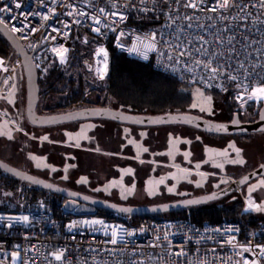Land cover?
<instances>
[{
	"label": "built area",
	"instance_id": "1",
	"mask_svg": "<svg viewBox=\"0 0 264 264\" xmlns=\"http://www.w3.org/2000/svg\"><path fill=\"white\" fill-rule=\"evenodd\" d=\"M184 3L186 0L179 3L175 0H0V8L10 9L0 12V22L20 42L24 51L31 54L39 72L47 70L41 61L45 55L65 62L80 42L79 32L85 29L90 30L97 40L94 45L97 53L106 52V45L111 42L118 52L128 58L150 64L200 90H230L236 105L242 110H246L251 103L259 108L264 101L247 100L246 95V102L237 98L244 92L238 84L256 86L259 83L256 78L244 81L243 70H240L237 81L227 79V75L209 79L199 68L193 67L192 71H188L192 61L185 59L177 63L169 60L168 55L172 52L166 45L158 44L155 50L146 46V37L153 32L158 40L164 33L165 40L176 43L178 29L184 27L193 39L194 47L200 46L197 37L203 36L208 41L205 46L208 56L193 57V60H206L216 53L214 64L215 60L223 64L231 55V63L235 67L237 54H240L239 59L247 61L245 68L249 72L261 73L264 77V69L259 67L264 64V24L253 23L264 21V9L259 7V0H237V5H248L246 12L241 14L251 13L247 20L235 19L239 13L237 6L219 12L210 11L215 6V0H204L197 9L185 8ZM17 4L20 7H16ZM101 8L105 9L104 14L99 12ZM70 12L72 15H69ZM81 12L85 15L78 14ZM112 12L126 18L121 20L119 16H112ZM132 14L137 18L149 16L153 23L144 29L134 27L129 23ZM94 16L100 18L99 24L93 20ZM169 16L179 17L171 27H168L171 24ZM185 16L195 18L189 21L184 19ZM221 16L226 19H221ZM188 24L192 27L187 28ZM13 26L22 30L13 31ZM94 28L100 31L96 32ZM226 28L230 30L225 31ZM218 33L224 39L236 36L235 53L229 51L232 45L221 46L216 42ZM241 34L247 35L248 41L257 43L241 52V45L247 43L241 39ZM180 38L183 40V34ZM220 53L223 55L220 56ZM0 55L4 62L0 67L2 96L13 88L21 58L16 54L13 57L5 53ZM236 191L242 206L235 220L201 225L174 218L142 219L129 224L96 215L72 216L63 205L55 209L48 199L23 201L14 210H0V264H245V261L264 264V255L257 247H264V239L258 240L257 229L245 218L246 214L256 211L249 209V202H257L253 196L242 194L240 188ZM25 216L27 221L21 219ZM114 229L123 237L116 244L110 242ZM61 251L63 258L56 260L54 254ZM181 251L183 255H176Z\"/></svg>",
	"mask_w": 264,
	"mask_h": 264
},
{
	"label": "rangeland",
	"instance_id": "2",
	"mask_svg": "<svg viewBox=\"0 0 264 264\" xmlns=\"http://www.w3.org/2000/svg\"><path fill=\"white\" fill-rule=\"evenodd\" d=\"M91 38V35L87 32H83L80 35V43L74 46L66 59L68 64L66 69H70L71 72L81 69L84 73H87L85 67L90 66V77L102 85V78L107 71L108 56L106 52H95L94 45L88 46V41ZM0 54H4V52L0 50ZM84 55L88 56L87 60H85L86 57ZM20 69L17 70L19 74L17 71L15 73L13 90L6 95L0 96V114L7 120L5 126L2 124V127L0 126V133H4L0 134V156L5 157V160L10 157L6 162L12 163L18 168H21L20 165L24 161L16 156L11 157V155L19 154L21 152L20 148L14 138L15 141L6 139L12 138L14 135L12 131L16 130L15 126L18 125L17 127H21V129L23 127L14 117L7 115L3 109L8 110L5 105L9 106L13 103L11 96L18 86H20L21 93L25 94V78ZM17 78H19L18 86H16ZM59 84L65 83L61 82ZM208 98V96H204L200 91H197L194 101L195 105H198L197 108L216 101L213 99L209 101ZM250 105L247 106L246 110H242L239 107L244 116L251 115L260 108L252 105V103ZM123 124L125 125H122V128L118 130L114 128L111 122L105 121V123L102 122L101 124L98 121L85 119L72 125L74 128L70 126L69 130L62 132L64 139L67 140L64 142L79 143L90 150V154L84 157V159L86 158L84 163L89 162L87 158L97 160L92 171L88 174L91 177L93 172L98 178H91L96 184L59 185L118 204L145 206L212 193L231 182H235L236 179L247 172L264 164V131L248 133L245 139L235 135L197 133L190 126L175 125L176 127L171 128V135L151 137V135H146L149 130L145 127ZM168 131L166 133H169ZM24 133L26 134L25 131ZM27 135L29 136V133ZM31 135L33 136L34 134L31 133ZM16 136H18L17 133H15ZM230 145L240 149L239 157ZM225 152L227 153L226 155H220V153ZM30 155L31 162H44L46 164L43 156L35 155L33 152ZM239 158H242L245 163L231 162ZM54 159L55 163H50L49 166L53 169H61L63 175L70 174V176H75L80 172L78 170L76 173V167L81 163L75 165L74 162L60 155H55ZM132 159H136V161ZM150 162L163 166L150 164ZM108 164L112 167L117 166L120 174L117 178L105 181L109 179L108 175H110H107V172H111L108 169ZM28 173L46 180L55 181L38 170L30 169ZM111 173L114 172L112 171ZM83 174L88 175L85 169ZM84 175L79 176L78 180L86 183L87 179ZM135 175L141 176V184H138L134 179L129 180ZM161 180H163V183H160ZM261 181H264V174L239 187L242 194L253 196L257 204H264V184H261ZM253 186H256L254 190L249 191ZM129 189L132 191L129 192ZM169 189H172V191H169ZM236 200H241V197L235 190L212 202L231 205ZM253 214L258 220L264 222V211L256 210Z\"/></svg>",
	"mask_w": 264,
	"mask_h": 264
},
{
	"label": "trees",
	"instance_id": "3",
	"mask_svg": "<svg viewBox=\"0 0 264 264\" xmlns=\"http://www.w3.org/2000/svg\"><path fill=\"white\" fill-rule=\"evenodd\" d=\"M129 23L134 27L144 29L153 22L149 16L144 15V17L137 18L132 14ZM84 31L85 29H82L79 35ZM85 32L89 33L92 37L88 41V46L91 47L97 40L90 30H86ZM0 50L11 57L15 55L13 49L1 33ZM106 53L108 56L107 71L102 78V85L108 97L107 99L124 106L129 111L144 114H162L187 110L195 104V94L197 91H200L204 96L216 100L213 102H219L225 107H228L227 109L233 110L235 106L238 107L231 91L228 89L213 91L200 90L194 85L162 73L150 64L128 58L118 52L111 42H108L106 45ZM84 56L86 57L85 60H87L88 56ZM64 69L65 65L63 64L55 61L49 63L48 74L45 78L39 80V86L47 91L55 83ZM20 70L23 74L22 68ZM18 81L17 79V86ZM39 199L50 200L55 209L60 208L65 201L60 195L21 181L0 170V210H14L19 207L21 201L28 203ZM241 206V200H236L231 205L210 202L148 216H126L98 208L93 215L104 217L108 220L123 221L129 224L136 223L142 219L174 218L184 219L193 224L201 225L204 223L233 221ZM70 215L74 216L75 214L70 213ZM245 218L257 229L258 240L264 239V222L258 220L255 214H246Z\"/></svg>",
	"mask_w": 264,
	"mask_h": 264
},
{
	"label": "flooded vegetation",
	"instance_id": "4",
	"mask_svg": "<svg viewBox=\"0 0 264 264\" xmlns=\"http://www.w3.org/2000/svg\"><path fill=\"white\" fill-rule=\"evenodd\" d=\"M67 65H68L67 62H65V69L62 71V73L60 74L58 79L55 81V83L47 91H45L43 87L39 86V80L46 77V75L48 74V70H45L44 72L38 71L39 100L36 106L37 114L53 115V114L69 112V111L76 110V109L86 108V107L112 108V109H119L122 111H129L124 106H121L118 103L110 99H107L108 97L106 95L103 85H100L95 79L90 77L89 75V72L91 70L90 66L85 67V71L87 73H84L81 69H78V71L76 72H71L70 69H66ZM17 72L19 74V71ZM17 79L19 80V78ZM61 82L65 83V85L63 84L62 86V84H59ZM14 85H15V81H14ZM11 98H12L13 103L9 106L5 105V107H7L8 110L3 109V111L7 115H11L18 122H20L23 129L25 128L23 130L21 129V127H17L18 125L15 126L16 130L12 131V133L14 134L12 138L6 139V140H13V141L16 140L17 141V144L21 152L16 155H11V157L16 156L18 158H21L24 161L22 165H20L21 168L19 169L25 170L26 172H28L30 169L41 171L55 180V181H51V180H48V181H51L56 184H96L95 182L91 180V178L94 179L98 177L94 175L93 172L90 177L88 173L92 171V168L94 167V163H97V160L95 159L90 160L89 158H87V161L89 160V162L84 163L86 159V158L84 159V157L87 154H90L89 153L90 150H88L87 147L85 146H81L79 143L75 144V143H70V142L69 143L64 142L67 140L64 139L63 137L64 135L62 134V132H64L65 130H69L70 126L76 123H80L81 120L70 121L66 123H59V124L48 125V126H34L29 122L27 115H26V101H27L26 86H25L24 95L21 93L20 86H18L17 90H15L12 93ZM22 102H23L24 107L22 106ZM212 103L214 104L212 105ZM212 103L211 104L208 103L207 105H201L199 106V108L197 107L193 109L189 108L187 110H183L180 112L190 113V114H193V115H196V116L208 119V120L217 121V122L231 121L233 114L236 111L238 113V116L241 122H251L257 118L258 112H259V109H258L257 112L254 111V113H252L251 115L249 114L248 116H244L243 112L239 109V107L235 106L234 109L232 110V109H227L228 107H225L221 103H218V102H212ZM202 108L205 110L201 111ZM208 109H210V111ZM166 113H174V112H166ZM166 113H162V114H166ZM139 114H144V113H139ZM146 114L155 115L154 113H145V115ZM90 120L98 121L101 124L102 122L105 123V121L111 122L113 123L114 128L118 130L122 128V125H125L123 123H120L114 120L105 119V118H92ZM6 121L7 120L5 119V117L0 115V126L1 124L5 126ZM128 126H133V125H128ZM137 127H145L146 129H148L149 132L146 134L147 136L151 135V137H155V136L165 137V136H168L169 134L171 135V128L176 127V126L175 125H163V126H156V127L155 126H152V127L137 126ZM72 128L74 127L72 126ZM190 128L194 129V132L205 133L199 129H196L193 127H190ZM167 130H169L168 131L169 133H166ZM24 131L26 132V134L24 133ZM30 132L33 133L34 135L32 136ZM15 133H17L18 136L15 137ZM28 133H29V136L27 135ZM23 136H26V137H23ZM235 136L243 137L245 139L247 138V134H239ZM44 137H47V139H44ZM32 152L35 155H39L41 157L43 156L46 160V164H44V162L42 163H36L34 161L31 162L30 154ZM55 155H60L61 157H65L69 161L74 162L75 165L77 163H81L80 165H78V167H76V173L78 172V170H80V172H78V174H76L75 176H70V174L63 175L62 174L63 171L61 169H53L52 167H50L49 166L50 163H55V159H54ZM9 158L10 157H8V159ZM0 159L5 162L8 160V159L5 160L6 158L3 156H0ZM132 160L136 161V159H132ZM150 164L161 165V164H155L151 162ZM11 165L13 164L11 163ZM108 166H109L108 167L109 171L111 172L113 171L114 173L107 172V175L108 174L110 175H108L109 179L105 181H110L111 179L117 178L120 174L117 166L112 167L109 164ZM84 169H85L86 174H88L87 176L83 174ZM74 172H75V169H74ZM81 175H84L85 178L87 179L86 183L83 182L82 180L81 181L78 180V177ZM133 179L136 180L138 184L142 183L141 176L139 175H135L133 178L129 180L131 181Z\"/></svg>",
	"mask_w": 264,
	"mask_h": 264
},
{
	"label": "water",
	"instance_id": "5",
	"mask_svg": "<svg viewBox=\"0 0 264 264\" xmlns=\"http://www.w3.org/2000/svg\"><path fill=\"white\" fill-rule=\"evenodd\" d=\"M0 33L7 41L9 46L13 49L14 53L21 58L22 72L25 78L26 86V115L29 122L34 126H48L77 120L105 118L120 123L138 126H159L167 124L185 125L194 127L205 133L215 135H239L264 131V103L259 108L257 118L251 122H241L237 111L233 114L232 120L229 122L212 121L184 112L145 115L126 112L119 109L98 107H86L53 115H39L36 112V106L39 100L38 71L32 61L31 54H28L24 51V48L22 47L20 42L14 37L11 32H9V30L2 22H0ZM219 125H225L227 130L216 131L215 129ZM262 165L247 172L240 178L236 179L235 182H231L227 186L209 194L185 198L167 203L145 206H132L98 199L81 192L74 191L62 185L53 183L51 181L28 173L24 170H21L0 159L1 171L13 177H16L21 181L30 183L34 186H38L54 194L60 195L65 199L63 203L64 209L67 212L73 213L75 215H93L96 209L99 208L126 216H148L171 212L186 207L206 204L235 191L236 188L243 186L257 176L263 175L264 168L261 167ZM26 177H30L31 179H27ZM246 177L248 178L247 180H245ZM122 209H131V211L125 212L122 211Z\"/></svg>",
	"mask_w": 264,
	"mask_h": 264
},
{
	"label": "snow or ice",
	"instance_id": "6",
	"mask_svg": "<svg viewBox=\"0 0 264 264\" xmlns=\"http://www.w3.org/2000/svg\"><path fill=\"white\" fill-rule=\"evenodd\" d=\"M176 3H179L180 0H175ZM204 2V0H186V3H184L185 8H192V9H197L200 7V5ZM234 6L239 7V13L238 16L235 17V19H241V20H247L250 16L251 13H248L247 15H241L246 12V9L248 5H237V0H215V6L210 8V11L212 12H219L220 10H228ZM252 7H256V4H252ZM16 7H20V4H17ZM259 7L264 9V0H259ZM10 11V9H5V8H0V12L4 11ZM99 12L101 14H104L105 9L101 8L99 9ZM79 15H85V13L81 12L78 13ZM69 15H72L70 12ZM112 16H119L121 20L125 19L126 17L121 15L120 13L117 12H112ZM195 17H188L185 16V20H192ZM221 19H226V17L221 16ZM169 19L171 20V24L168 25V27H171L172 24L176 23V19H179V17L173 18L172 16H169ZM93 20L99 24L100 23V18L98 16H94ZM256 22L264 24V21H254L253 23L255 24ZM192 25L188 24L187 28H191ZM240 27V26H238ZM242 27H247V25H243ZM22 29H16L13 26V31H21ZM96 32H99V28H94L93 29ZM230 29H225V31H229ZM178 35H177V42L176 43H170L169 41L164 39V33L160 34L159 40L157 39V34L153 32L149 37H146L148 43L147 47L150 50H155L156 46L158 44H164L166 45L169 49H171L172 54L168 55L169 60H175L177 63L184 62L185 59L188 61H192V67L188 68V71H192L193 67L194 68H199L201 71H203L209 79H215L220 76H225L227 75V79L232 80V81H237L240 78L241 72L240 70H243V79L244 81H250L253 78H256L259 80V83L256 86H252L250 83H240L237 86L242 87L244 89V92H242L241 96L237 97L240 100H245V95L247 97V100H255V101H264V77L261 76V73H256V72H249L247 68H245V63L247 62L246 60H240L239 56L240 54H237V64L235 67H233L231 63V55L227 60H225V63L221 64L219 63L218 60H215L214 64V59L216 57V53H213L211 56L208 57V59H201L197 58L193 60V57H199L201 55L208 56V50L205 47L208 44V41H205L203 36L197 37L196 39L200 42L199 47H194L193 46V39L188 35L186 29L184 27H181L178 29ZM180 34H183V40L180 38ZM241 39L244 41H247L246 44L241 45V52L246 51L248 47H250L252 44L257 43L256 41H248V37L245 34H241ZM236 41V36L231 35L226 37V39L222 38L221 35L218 33L216 36V42L223 46L224 44L232 45V47L229 49L230 53H235L236 48L234 46V42ZM66 51V50H65ZM103 51V50H101ZM258 54H259V50ZM220 56L223 54L220 53ZM62 59H63V53H61ZM248 57L251 58V53L248 54ZM3 61L0 60V67H3ZM255 67V66H254ZM262 69H264V64L259 65ZM7 71V68L4 69ZM235 72L236 74H231ZM210 97L208 100L210 101ZM246 102V100H245ZM198 105H193V107H197ZM205 109H201V111H204ZM210 111V109H208ZM238 122V121H234ZM216 131L224 130L226 131L227 128L225 125H219L215 129ZM4 134V133H0ZM44 139H47V137H44ZM236 152L237 156L239 157L240 155V149H236L234 145H230ZM146 151V149H145ZM227 153H220V155H226ZM232 163H240L243 164L245 161L242 158H239L238 160H233L231 161ZM222 166V165H221ZM199 167V165H197ZM264 168V165L261 166ZM27 179H31L30 177H26ZM248 178L246 177L245 180ZM160 183H163V180L160 181ZM261 184H264V181H261ZM256 186H253L252 188L249 189V191H253ZM129 192L132 190L129 189ZM169 191H172V189H169ZM152 194V193H150ZM167 207V206H165ZM249 209H255L257 211H264V204H255L254 202H249L248 205ZM155 210V209H153ZM122 211L128 212L131 211V209H122ZM22 220L27 221L28 217H21ZM93 223L97 224H102L103 221H93ZM131 235V233H129ZM123 237L120 235V233L117 230L112 231V238H111V243L116 244L119 239H122ZM167 237H165L166 239ZM231 243V241H229ZM261 248V254L264 255V247L257 246ZM246 251L249 249H245ZM183 251L176 253V255H183ZM56 260H61L63 258V251L54 254ZM245 264H249L248 261H245ZM251 264H256L255 261H252Z\"/></svg>",
	"mask_w": 264,
	"mask_h": 264
},
{
	"label": "bare ground",
	"instance_id": "7",
	"mask_svg": "<svg viewBox=\"0 0 264 264\" xmlns=\"http://www.w3.org/2000/svg\"><path fill=\"white\" fill-rule=\"evenodd\" d=\"M151 25H152V24H151ZM81 31H82V29H81ZM85 31H86V30H85ZM85 31H84V32H85ZM79 43H80V42H79ZM79 43H77L76 45H78ZM94 45H95V44H94ZM48 58H49V60H48ZM43 59H44V60H43ZM0 60H3V57H2L1 55H0ZM41 61L43 62L44 65L47 66V70H48V68H49V63H51V62H53V61L65 65V62H58L57 60L50 59V57H49L48 55L43 56V57L41 58ZM11 62H12V60L10 61V63H11ZM66 62H67V61H66ZM126 112H130V111H126Z\"/></svg>",
	"mask_w": 264,
	"mask_h": 264
}]
</instances>
